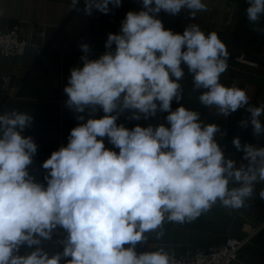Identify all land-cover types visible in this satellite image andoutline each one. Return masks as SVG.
<instances>
[{"label":"clouds","instance_id":"obj_1","mask_svg":"<svg viewBox=\"0 0 264 264\" xmlns=\"http://www.w3.org/2000/svg\"><path fill=\"white\" fill-rule=\"evenodd\" d=\"M79 3L71 0L70 8L81 11ZM121 3L84 0L83 11L107 14L110 4ZM182 9L194 18L207 5L142 0V10L127 12L120 33L108 34V50L99 58L89 59V45L80 46L83 66L70 70L64 92L67 107L82 123L71 129L67 146L43 162L46 186L28 171L37 145L23 132L32 115L16 109L0 114V264H61L63 258L65 264H175L164 248L137 253L136 246L148 233L163 237L165 220L192 222L218 201L227 209L244 207L256 183L264 182V147L233 138L243 152L238 165L217 141L218 133L225 134L219 125L204 124L200 113L183 105L172 110L173 100L184 97L182 64L203 106H215L227 117L249 104L245 90L221 83L230 54L215 31L206 35L190 24L174 33L157 18L161 10L177 15ZM246 14L254 31H264L259 27L264 0H248ZM98 109L104 115L94 118ZM126 110L131 120L166 112L170 126L118 125ZM247 111L250 116L240 124L259 137L264 105ZM105 137L118 153L105 147ZM259 196L264 200V189ZM58 226L67 232L60 241L63 252L49 256L40 245ZM25 245L36 247L21 255Z\"/></svg>","mask_w":264,"mask_h":264},{"label":"crops","instance_id":"obj_2","mask_svg":"<svg viewBox=\"0 0 264 264\" xmlns=\"http://www.w3.org/2000/svg\"><path fill=\"white\" fill-rule=\"evenodd\" d=\"M207 5L206 11H198L192 18L187 9L177 15L161 12L158 17L165 29L182 34L190 24L199 25L207 35L215 31L225 43L229 52L228 69L221 76L225 86H236L246 91L249 104L230 116L218 114L215 106L205 107L198 100L199 92H193L192 74L182 64L185 77L180 81L184 90L183 99L173 100L172 110L183 105L189 110L200 113L204 124L215 123L225 134H217V141L227 158L242 161L243 152L237 151L232 141L239 137L242 144L264 147V133L259 137L253 134L252 128L242 127L240 121L250 116L247 108L264 105V31H254L247 19L248 0H202ZM71 0H0V30L19 27L21 36L27 47L17 60L0 58V114L16 109L32 115L31 125L23 132L31 136L37 145L33 163L28 166L30 175L36 182L46 186L45 176L48 170L42 167L53 151L67 146L72 128L82 121L67 105L68 99L64 92L73 67H82V44H88L89 59H97L104 54L109 33L119 34L122 21L127 12L142 10V0H122L121 6L114 8L109 5L110 12L101 13L93 10L91 15L83 11L84 0H80L81 11L70 8ZM259 27L264 28V16L259 20ZM115 49L113 44L112 50ZM242 57L246 63H238ZM8 80L6 89H1L2 80ZM131 110L122 113L117 124H124L132 129L136 125L147 127L159 124L168 125L165 117L168 113L157 112L154 117L131 120ZM82 115L88 118L87 110ZM104 115L98 109L94 118ZM264 124V115L260 117ZM98 139H100L98 137ZM105 147L119 152L104 138ZM233 185H230V187ZM264 189V182H258L251 199L239 209L224 208L219 201L210 211L202 214L192 222L178 224L165 220L164 235L156 239L155 233H148V240L138 243L136 251L146 244L164 245L175 254L192 257L200 248H219L228 239L240 238L245 232L264 221V200L259 192ZM67 237V232L57 227L49 240H42L40 247L52 256L63 252L60 241ZM22 246L20 254L25 255L35 249ZM128 247V245H125ZM68 258H63L65 264ZM234 264H264V230L257 233L246 245Z\"/></svg>","mask_w":264,"mask_h":264},{"label":"built area","instance_id":"obj_3","mask_svg":"<svg viewBox=\"0 0 264 264\" xmlns=\"http://www.w3.org/2000/svg\"><path fill=\"white\" fill-rule=\"evenodd\" d=\"M26 47L27 43L21 36L18 26H14L7 30H0L1 59L12 61L17 60L22 56ZM236 61L238 63H246L242 57H238ZM2 83L3 85L1 89L5 90L8 80L3 79ZM262 230H264V221L245 232L240 238L226 240V242L219 248L197 249L192 257L177 255L170 248L157 244H146L137 253L155 251L159 248H164L171 254L175 264H234L238 259L240 251Z\"/></svg>","mask_w":264,"mask_h":264}]
</instances>
